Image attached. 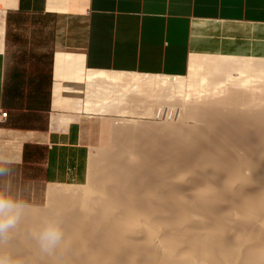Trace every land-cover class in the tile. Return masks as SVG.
Here are the masks:
<instances>
[{"label":"bare ground","instance_id":"1","mask_svg":"<svg viewBox=\"0 0 264 264\" xmlns=\"http://www.w3.org/2000/svg\"><path fill=\"white\" fill-rule=\"evenodd\" d=\"M188 75L88 71L87 110L98 113H125L139 88L160 106L190 98L200 80L213 95L184 112L191 125L113 124L112 146L92 155L91 186L51 187L4 250L21 264H264V101L215 92L264 82V59L195 53ZM50 219L65 233L52 256L33 238Z\"/></svg>","mask_w":264,"mask_h":264},{"label":"crops","instance_id":"2","mask_svg":"<svg viewBox=\"0 0 264 264\" xmlns=\"http://www.w3.org/2000/svg\"><path fill=\"white\" fill-rule=\"evenodd\" d=\"M0 48V152L17 161L13 191L40 205L50 185L90 180L107 113L87 110L88 71L185 76L195 53L264 59V0H0Z\"/></svg>","mask_w":264,"mask_h":264},{"label":"rangeland","instance_id":"3","mask_svg":"<svg viewBox=\"0 0 264 264\" xmlns=\"http://www.w3.org/2000/svg\"><path fill=\"white\" fill-rule=\"evenodd\" d=\"M250 71H251V69H250ZM187 76L189 78L188 74H187ZM240 78H244V77H240ZM238 80H240V79H238ZM237 83H238L237 81H234V82L227 84L224 87H221V86L217 87L215 89L216 95L219 97H224V96L233 97V96H235L237 99H240V100H243L244 98H250L247 100H250L251 104L254 105L255 107L259 106V101H261V102L264 101V97H263L264 96V82L260 83L258 81V82L248 83L246 85H239ZM198 86H199V89L197 91L192 90L190 92V98L184 97L183 100L179 101L178 103L166 100L162 104L164 107L160 106L159 101L158 100L156 101L157 98L154 95H150L149 92L152 91L151 93H153V90L143 89V90H145V92H143L142 90H140L141 88H139V89H134L133 92L130 91V94L132 95V96L131 95L129 96V98L131 100V101H129L130 103L129 104H123L120 106V108H122L124 106L123 109L126 110L125 113L116 114V112H115L112 114V112H111V113H107V115H103V117L100 119V124H98V126L96 128L97 132H98V137L96 140V146L94 148L93 154L99 150L100 151L107 150L108 148H110L112 146L111 145L112 138H111V142L108 146H106V142H105L106 138L109 137V132L105 128V124L107 122H110V123L115 124V125H123V124H130V123L131 124H141V123H148V122L150 124L162 125L166 122L177 123L180 120V122L182 121L183 123H185L187 125L193 124V120H191L190 118H187L186 115L184 114V112L191 105H195V104L205 105V104H207L211 100L210 96L213 95L212 94L213 91H211V89L209 88L208 82L206 80H204V81L200 80L198 82ZM144 94H145V96H144ZM131 97H134V98H131ZM142 98H144V99H142ZM185 98H186V100H185ZM135 99H137V100H135ZM152 99L155 101H153ZM168 107L170 108V110H171L170 112L172 113L169 116L166 115V117H165L164 115H159L157 113V112L161 111L160 108H163L162 110H164V109L166 110V109H168ZM179 107H181V108L184 107L183 113L181 114L180 117L177 115V112L180 109ZM151 108H153L154 110H152ZM171 108H173V109H171ZM157 109H160V111ZM150 111H151V113L153 111L154 113H152V114H155V115H151V113H149ZM155 111L157 114L155 113ZM120 118H121V120H120ZM116 120H120V121H116ZM112 136H113V132H112ZM91 170H92V165H91ZM91 184H92V178L90 177L89 182L85 185L76 186V185L55 184V185H50L47 189V192L49 191V189L51 187L68 186V187L77 188V189H86V188L90 187ZM49 202H50V200L48 198V193H47L46 201L40 205H32V208H45V207H47V205H49ZM62 202L69 204L74 209L77 207L76 206L77 204L75 202H71L69 200L66 201V199H65V201L63 200ZM67 202H69V203H67Z\"/></svg>","mask_w":264,"mask_h":264},{"label":"clouds","instance_id":"4","mask_svg":"<svg viewBox=\"0 0 264 264\" xmlns=\"http://www.w3.org/2000/svg\"><path fill=\"white\" fill-rule=\"evenodd\" d=\"M16 163L14 156L0 152V264H21L19 259L4 250V246L12 240L32 208L27 200L13 191L11 177ZM33 238L41 253L52 256L64 243L65 233L59 220L50 219L33 234Z\"/></svg>","mask_w":264,"mask_h":264},{"label":"built area","instance_id":"5","mask_svg":"<svg viewBox=\"0 0 264 264\" xmlns=\"http://www.w3.org/2000/svg\"><path fill=\"white\" fill-rule=\"evenodd\" d=\"M7 115H8V112H2V113H1V116H2V117H7Z\"/></svg>","mask_w":264,"mask_h":264}]
</instances>
